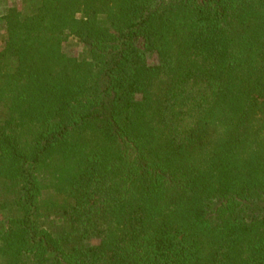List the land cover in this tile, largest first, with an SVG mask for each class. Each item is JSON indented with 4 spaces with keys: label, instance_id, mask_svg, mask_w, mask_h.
I'll return each mask as SVG.
<instances>
[{
    "label": "trees",
    "instance_id": "16d2710c",
    "mask_svg": "<svg viewBox=\"0 0 264 264\" xmlns=\"http://www.w3.org/2000/svg\"><path fill=\"white\" fill-rule=\"evenodd\" d=\"M0 264H264V0H0Z\"/></svg>",
    "mask_w": 264,
    "mask_h": 264
},
{
    "label": "rangeland",
    "instance_id": "374dc122",
    "mask_svg": "<svg viewBox=\"0 0 264 264\" xmlns=\"http://www.w3.org/2000/svg\"><path fill=\"white\" fill-rule=\"evenodd\" d=\"M9 3H12L13 0H8ZM69 49H71V51L73 52H76L77 50L80 49V46L78 43H75L74 41L70 42V45H69Z\"/></svg>",
    "mask_w": 264,
    "mask_h": 264
}]
</instances>
